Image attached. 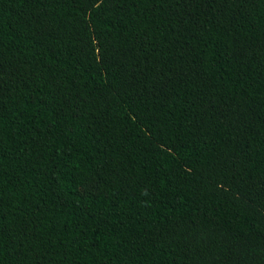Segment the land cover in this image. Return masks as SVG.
Instances as JSON below:
<instances>
[{
    "label": "trees",
    "instance_id": "1",
    "mask_svg": "<svg viewBox=\"0 0 264 264\" xmlns=\"http://www.w3.org/2000/svg\"><path fill=\"white\" fill-rule=\"evenodd\" d=\"M0 264H264V0H0Z\"/></svg>",
    "mask_w": 264,
    "mask_h": 264
}]
</instances>
